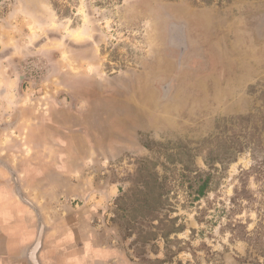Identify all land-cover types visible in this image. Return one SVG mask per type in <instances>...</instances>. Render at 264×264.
Here are the masks:
<instances>
[{
  "label": "rangeland",
  "instance_id": "rangeland-1",
  "mask_svg": "<svg viewBox=\"0 0 264 264\" xmlns=\"http://www.w3.org/2000/svg\"><path fill=\"white\" fill-rule=\"evenodd\" d=\"M34 116L89 140L75 154L107 156L62 160L63 130L40 127L33 161L52 165L32 197L49 204L40 216L27 206L32 218H83L79 197L52 188L83 168L116 193L88 221L113 264H264V0H0V158L12 170ZM1 187L17 198L0 164Z\"/></svg>",
  "mask_w": 264,
  "mask_h": 264
},
{
  "label": "crops",
  "instance_id": "crops-1",
  "mask_svg": "<svg viewBox=\"0 0 264 264\" xmlns=\"http://www.w3.org/2000/svg\"><path fill=\"white\" fill-rule=\"evenodd\" d=\"M79 109L82 110L80 106ZM37 121L38 124H36ZM27 126L25 141L28 154L19 155L22 161H19L18 169L14 168L13 174L10 172L9 174L14 190L17 185L18 189L23 191L30 201L33 199L39 208L47 206L49 199L41 198L40 195H35L33 198L32 182H42L43 188L46 187L43 190H47L46 176L52 165L43 159L33 161L35 155L33 149L37 145L35 139L41 137L42 128L40 127H50L52 133L54 127L56 131L63 130L62 135H54V138L56 137L54 142L61 143L62 160L76 157L84 161L107 156L99 155L95 151L86 155L85 149L76 150L77 154L70 151L72 150L70 147L75 142L76 145L85 147L86 141L89 140L84 137L73 140L70 135L72 131L69 128L66 129L69 126L64 127L63 121L54 126L48 117L35 118L34 116ZM65 129L68 133L64 132ZM46 142L48 143L47 139ZM64 147L69 149L65 152ZM37 157L41 158L40 155ZM50 158L53 156L51 155ZM85 170L82 168L77 172L73 170L64 172L66 184L63 186L58 187V184L53 182V185L56 184L53 187L49 182L53 189L61 190L67 195H75L84 202L82 209L85 210L80 212L83 218H78L77 213L74 214V218H45L43 215L41 218H32L27 208V206L31 208L30 205L22 201L17 193H15L17 198H11L10 189L6 188L4 194V188H0V264H113L111 260H115L117 249L110 244L102 243L100 239L107 233L99 231L98 225L88 221H91L92 215L99 207L109 204L116 193L110 185L102 188L94 186L90 177H84ZM76 174L79 176L74 179ZM94 192L99 195L93 194ZM85 222L87 225L84 226ZM39 234V245H36Z\"/></svg>",
  "mask_w": 264,
  "mask_h": 264
},
{
  "label": "flooded vegetation",
  "instance_id": "flooded-vegetation-1",
  "mask_svg": "<svg viewBox=\"0 0 264 264\" xmlns=\"http://www.w3.org/2000/svg\"><path fill=\"white\" fill-rule=\"evenodd\" d=\"M183 25L182 24H171L170 25V35H169V38H170V41L173 42L174 44L176 45H179L181 46L180 47V50L182 51L184 48H183ZM164 88V91H165V86L163 87ZM166 92V91H165Z\"/></svg>",
  "mask_w": 264,
  "mask_h": 264
},
{
  "label": "water",
  "instance_id": "water-1",
  "mask_svg": "<svg viewBox=\"0 0 264 264\" xmlns=\"http://www.w3.org/2000/svg\"><path fill=\"white\" fill-rule=\"evenodd\" d=\"M0 164H1L2 166H4L7 170H9V172H10L11 174H13L11 167H10V166H9L4 160H2L1 158H0ZM16 193H17L18 197H19L22 201H24L25 203H27L28 205H30L31 208H33L34 211L37 213V215L40 216L39 213H38V209H37V206L35 205V203H34L33 201H30V200H29V199L23 194V192H22L21 190L18 189L17 185H16ZM39 237H40V234L38 235V240H37L36 245H39V241H40V238H39Z\"/></svg>",
  "mask_w": 264,
  "mask_h": 264
},
{
  "label": "trees",
  "instance_id": "trees-1",
  "mask_svg": "<svg viewBox=\"0 0 264 264\" xmlns=\"http://www.w3.org/2000/svg\"><path fill=\"white\" fill-rule=\"evenodd\" d=\"M207 180H208V179L205 178V179L203 180L202 184L199 185V187H198V193H199V194H203V193H204V189H205V187H206ZM158 207H159V206H158Z\"/></svg>",
  "mask_w": 264,
  "mask_h": 264
}]
</instances>
